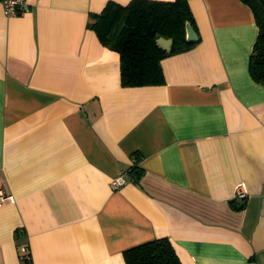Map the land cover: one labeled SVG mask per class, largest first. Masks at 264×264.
Here are the masks:
<instances>
[{
    "label": "crops",
    "instance_id": "0c3cea01",
    "mask_svg": "<svg viewBox=\"0 0 264 264\" xmlns=\"http://www.w3.org/2000/svg\"><path fill=\"white\" fill-rule=\"evenodd\" d=\"M107 1L28 0L7 16L0 0V264H24L23 243L31 264H125L157 237L182 264H264L251 9L188 0L198 40L160 60L163 83L122 86L119 53L88 26Z\"/></svg>",
    "mask_w": 264,
    "mask_h": 264
},
{
    "label": "trees",
    "instance_id": "16d2710c",
    "mask_svg": "<svg viewBox=\"0 0 264 264\" xmlns=\"http://www.w3.org/2000/svg\"><path fill=\"white\" fill-rule=\"evenodd\" d=\"M241 1L251 9L258 29L248 58V72L255 82L264 84V0ZM90 16L88 26L103 45L120 55L122 86L163 83L160 60L194 44L185 39V22L196 28L188 0H130L126 4L108 0L99 13ZM159 37L172 39L170 50L157 44ZM130 173L138 182L142 170L133 166ZM15 233L17 237L24 235L19 229ZM122 254L125 264H182L167 237L141 242Z\"/></svg>",
    "mask_w": 264,
    "mask_h": 264
},
{
    "label": "built area",
    "instance_id": "2783aa9c",
    "mask_svg": "<svg viewBox=\"0 0 264 264\" xmlns=\"http://www.w3.org/2000/svg\"><path fill=\"white\" fill-rule=\"evenodd\" d=\"M2 6H3V12L7 16H16L20 15L22 13L27 12L30 9V4L28 0H1ZM124 183L123 176L119 175L116 178L111 180V187L113 189L118 188ZM241 197L244 198L246 196V191L244 189L243 184L237 185L234 197ZM11 195L6 193L2 186L0 181V205L6 200L10 199ZM21 232H23V229H19ZM19 258L24 264H31V256L29 252V248L27 243H23L19 247Z\"/></svg>",
    "mask_w": 264,
    "mask_h": 264
},
{
    "label": "water",
    "instance_id": "95a60500",
    "mask_svg": "<svg viewBox=\"0 0 264 264\" xmlns=\"http://www.w3.org/2000/svg\"><path fill=\"white\" fill-rule=\"evenodd\" d=\"M185 39L189 43H193L198 40L197 32L195 31V29L191 26V24L188 21L185 22ZM163 42H168L169 47L163 46ZM172 42L173 41L171 38L159 37L157 39V44L165 50H169L171 48Z\"/></svg>",
    "mask_w": 264,
    "mask_h": 264
}]
</instances>
